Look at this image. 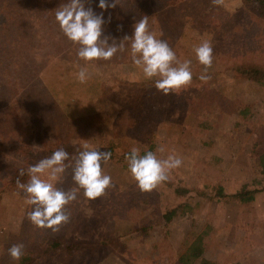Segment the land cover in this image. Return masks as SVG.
<instances>
[{"label":"rangeland","instance_id":"1","mask_svg":"<svg viewBox=\"0 0 264 264\" xmlns=\"http://www.w3.org/2000/svg\"><path fill=\"white\" fill-rule=\"evenodd\" d=\"M140 1L137 18L108 11L102 38L111 45L131 37L134 24L149 13L150 30L181 62L191 61L193 79L204 71L194 49L211 42L208 82L192 79L166 96L133 64L125 41L124 51L95 61L80 83L75 74L85 62L79 46L55 18L67 0H0V143L15 139L39 152L75 147L70 155L85 143L110 151L102 171L114 185L95 200L81 190L66 206L70 222L53 235L32 225L34 206L9 185L25 167L24 153L1 148L0 218L4 213L8 220H0V264H18L8 249L20 243L35 264H264V87L242 70L264 65V20L252 13L250 0H224L221 7L212 0ZM154 2L176 4L162 12ZM160 146L163 153L156 151ZM132 147L140 155L153 151L165 159L174 152L181 158L182 166L169 173L173 186L142 192L125 160ZM72 176L67 167L56 186L69 190ZM177 186L188 193L177 195ZM219 187L226 195L251 191L254 198L226 201ZM57 238L64 248L48 261L44 250ZM192 247L203 256L190 262Z\"/></svg>","mask_w":264,"mask_h":264},{"label":"clouds","instance_id":"2","mask_svg":"<svg viewBox=\"0 0 264 264\" xmlns=\"http://www.w3.org/2000/svg\"><path fill=\"white\" fill-rule=\"evenodd\" d=\"M91 3V0H87ZM214 6L221 7L224 0H212ZM119 0L111 4L108 0H100L99 8L107 11L115 8ZM55 18L65 36L78 45V58L85 62L76 78L85 83L89 78L88 67L94 66L98 60L109 61L118 51H124L125 41H130V55L133 64L139 68L146 80L154 79L155 88L164 95L179 93L192 83L191 61L181 62L167 41L158 39L155 32L149 28V17L143 16L134 24L131 37L125 36L117 43L113 40L109 45V37H103V15H97L91 7L85 6V0H68L55 10ZM198 62L204 66L203 73L198 77L202 82H208L211 76L208 70L213 64V48L211 42L203 40L194 49ZM83 149L76 155H70L64 148H60L51 156L41 159L28 167L29 180L27 183L16 179V187L23 190L25 203L34 206L28 212V219L35 228L51 230L53 235L70 222V215L66 206L77 200L78 193L83 190L87 200H95L106 194L113 187L110 175L104 174L102 165L111 160L110 151H98L89 148L85 143ZM163 153L165 148L160 146L156 150ZM74 161V165L66 161ZM128 170L138 188L150 193L169 179V173L182 166L183 160L174 152L167 158L160 159L153 151L140 155L137 147H132L125 156ZM67 167L73 168L74 186L65 191L56 184L60 181ZM25 175L23 169L19 177ZM46 177V179L42 178ZM24 244H14L8 249V255L18 262L24 255Z\"/></svg>","mask_w":264,"mask_h":264},{"label":"trees","instance_id":"3","mask_svg":"<svg viewBox=\"0 0 264 264\" xmlns=\"http://www.w3.org/2000/svg\"><path fill=\"white\" fill-rule=\"evenodd\" d=\"M144 1V0H143ZM153 1V0H152ZM68 2V0H67ZM64 2V3H67ZM114 2V0H108V3H112ZM142 2V0L140 1ZM251 2V4L249 5V8L252 10V13L259 19L264 20V0H250L249 3ZM63 3V4H64ZM99 3L100 0H91V3H88L87 0H85V6L87 7H91L93 9V11L97 14V15H103V18L105 17V15L107 14L108 11H112L113 10H118V13L121 14V16H124L125 13H127L126 16L131 15L132 18H137L138 16V12H137V6L140 7V9H142V5L141 3L138 2V0H119V4L114 8H108L107 11H104L102 9L99 8ZM139 3V4H138ZM143 3V2H142ZM155 5L153 6L154 9L158 10L157 7H160L163 11L168 10V12H170L171 10V6L173 4L176 3H159V2H154ZM153 7L149 8L148 10H152ZM9 11V13L14 12L15 10H13L11 7H6ZM11 9L13 11H11ZM21 14L23 13V11L20 9ZM100 12V13H99ZM19 13V15H21ZM157 14V13H156ZM148 16L149 13H144L141 15V17L143 16ZM140 17V18H141ZM120 18V17H119ZM131 20V19H130ZM243 72L246 75V78H248L249 80H251L253 83H255L256 85H258L259 87H264V65H260V66H255V65H248V66H243L242 67ZM212 77V76H211ZM216 77V76H215ZM194 81H200L198 78H194ZM69 144V143H68ZM67 144V145H68ZM24 147V148H23ZM3 148L5 151L9 152H16L19 150H21L25 157H26V164L25 167H23L22 169L24 170V172H26V169H28V167L30 165H33L34 163L39 162L41 159L45 158V157H49L52 155V153L55 150L52 149H48V151H44V152H39L36 151L35 149H33L32 147H29L25 144V146L23 145V143L17 141V140H11L8 143L6 142V144L4 143H0V149ZM23 148V149H22ZM66 148V147H65ZM75 151V147H69L67 148V152H70L69 154H72V152ZM144 155V154H142ZM264 161V160H263ZM262 167H263V172H264V162H262ZM21 170V169H20ZM19 170V171H20ZM19 171H17V173H15V175L12 178L11 183L9 184L12 187H16V179L19 178L21 180V182L25 179L26 175L19 177ZM26 174V173H25ZM167 187H172L173 183L169 182L168 180L166 182ZM218 192L219 195L220 194H224L225 195V199H227L226 201H230L232 199H236L239 200L240 202H248L253 200L254 198V193H252L251 191H240L238 193H236L235 195H226L223 191L222 187L218 188ZM176 194L177 195H186L188 192L187 189H182L180 187H176L175 189ZM176 214V210H172L167 214V218L170 219L171 217H173ZM0 220H8V215L6 214H2V217L0 218ZM143 230H145V228H143ZM106 244L108 243V241H104ZM110 243H112V241H110ZM63 247V241L61 239H54L49 241L48 246L46 247V249L44 250V255L48 261H50V256L52 255V252H60L62 250ZM68 250L72 249L71 245L67 246ZM66 248V249H67ZM190 253V262L192 261V258L196 259L198 257H200V253L198 251V248H196L195 250H193V247L191 249H189L188 251ZM199 253V254H198ZM36 259L34 258V256L32 254H25L22 256V258L18 261V264H35ZM11 264H15V262H12ZM206 264V262L204 263ZM208 264V263H207ZM211 264V263H209Z\"/></svg>","mask_w":264,"mask_h":264},{"label":"crops","instance_id":"4","mask_svg":"<svg viewBox=\"0 0 264 264\" xmlns=\"http://www.w3.org/2000/svg\"><path fill=\"white\" fill-rule=\"evenodd\" d=\"M200 253V254H199ZM198 254L200 255V256H203V252H199Z\"/></svg>","mask_w":264,"mask_h":264}]
</instances>
